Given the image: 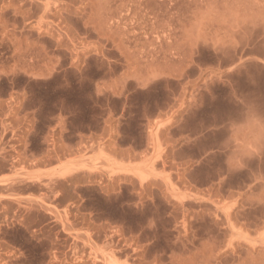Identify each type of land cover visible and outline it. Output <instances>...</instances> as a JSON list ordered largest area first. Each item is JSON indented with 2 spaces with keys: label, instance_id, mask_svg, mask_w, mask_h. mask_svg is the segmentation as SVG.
Returning a JSON list of instances; mask_svg holds the SVG:
<instances>
[{
  "label": "rangeland",
  "instance_id": "obj_1",
  "mask_svg": "<svg viewBox=\"0 0 264 264\" xmlns=\"http://www.w3.org/2000/svg\"><path fill=\"white\" fill-rule=\"evenodd\" d=\"M111 263L264 264V0H0V264Z\"/></svg>",
  "mask_w": 264,
  "mask_h": 264
},
{
  "label": "bare ground",
  "instance_id": "obj_2",
  "mask_svg": "<svg viewBox=\"0 0 264 264\" xmlns=\"http://www.w3.org/2000/svg\"><path fill=\"white\" fill-rule=\"evenodd\" d=\"M145 177V176H144ZM143 177H141L140 179H142ZM112 264V263H111Z\"/></svg>",
  "mask_w": 264,
  "mask_h": 264
}]
</instances>
